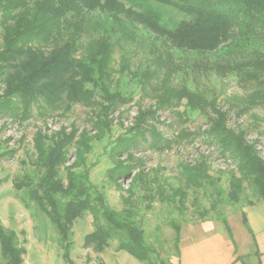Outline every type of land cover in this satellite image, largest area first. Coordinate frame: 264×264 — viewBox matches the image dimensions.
Returning a JSON list of instances; mask_svg holds the SVG:
<instances>
[{
	"label": "trees",
	"instance_id": "1",
	"mask_svg": "<svg viewBox=\"0 0 264 264\" xmlns=\"http://www.w3.org/2000/svg\"><path fill=\"white\" fill-rule=\"evenodd\" d=\"M165 7L190 19L171 24L163 11ZM97 12L101 15L97 26L102 34L90 42L84 56L77 60L82 31L87 19ZM65 31L73 32L68 42L42 51V47L64 36ZM30 32L33 34L29 44L25 36ZM139 33L201 58L226 57L217 70L224 74L236 72L242 82L251 84L247 106L264 109V0H0V82L6 85L0 89V120L23 123L34 117L46 119L62 106H68V111L70 105L77 103L95 107L91 130L80 131L73 123L70 132L62 127L52 134L36 133L32 163L42 172L41 176L34 182L30 175H24L14 184L17 191H22L24 205H37L55 226L69 264H73V223L85 213L92 216L95 227L84 239L86 248L103 252L110 242L118 240V251L141 262L149 261L153 251L133 214L118 213L109 205L105 193L91 179V167H87L93 141H100L111 132L112 115L131 102L113 83L111 64L121 41L116 35L135 39ZM165 67L169 69L167 78L170 77L174 70L160 63L156 70L143 73V85L159 77ZM158 99V109L177 108L186 99V110L206 112L207 128L193 138L202 136L222 158L237 163L241 177L234 173L230 176L232 199H238L242 183L248 179L254 184L259 201L264 202V159L257 149L258 142L250 139L249 130L231 128L229 113L199 91L171 88ZM248 110H241L240 114ZM177 114L179 119L184 116ZM134 120L133 126L111 147L115 166L108 174L113 182L135 169L120 162V157H131L146 145L152 151L172 145L153 124H148L156 121L155 111L140 110ZM15 153L14 149L0 153V161L13 158ZM71 157L74 161L70 164ZM208 169L206 161L196 168H186L188 185L203 187L207 181L214 183ZM243 221L247 226L245 214ZM223 222L234 241L228 221ZM173 227L179 249L182 228L177 224ZM0 249L4 264H24V250L16 233L7 230L1 220Z\"/></svg>",
	"mask_w": 264,
	"mask_h": 264
},
{
	"label": "rangeland",
	"instance_id": "2",
	"mask_svg": "<svg viewBox=\"0 0 264 264\" xmlns=\"http://www.w3.org/2000/svg\"><path fill=\"white\" fill-rule=\"evenodd\" d=\"M163 11L171 24L190 19L170 7L163 8ZM100 17L97 12L87 19L80 38L81 47L75 56L77 60L84 56L90 42L101 36L102 29L97 26ZM32 34L25 36L26 43L30 44ZM63 35L58 41L42 47V51L48 52L68 42L73 32L65 31ZM116 36L121 41L116 46L111 64L113 83L131 102L112 115L111 132L100 141H93L87 167H91V179L105 193L109 205L118 213L133 214L136 225L144 231L146 242L153 251L149 261L141 262L127 252L118 251V240L110 242L103 252L86 248L84 239L95 227L92 216L85 213L73 223L71 261L73 264H179L180 252L175 245L173 224L181 226V236L184 231V243H188L189 236L217 231L224 233L223 221L229 222L231 218L232 230L241 241L247 229L240 214L246 205L259 201L254 184L245 179L238 199H232L230 176L234 173L241 177L237 163L222 158L214 147L203 141L202 136L193 138L206 130V112L186 110V99L173 109H158L157 106L158 98L167 89L186 87L199 91L208 99H215L218 106L229 113L231 128L250 131V139L258 142L257 149L264 159V109L247 106L252 85L242 82L236 72L224 74L217 70V65L225 63L226 57L201 58L163 46L142 33L135 39ZM160 63L168 64L174 73L167 78L169 69L165 67L159 77L143 85V73L156 70ZM5 86L0 82L1 90ZM97 100H100L99 96ZM67 107L62 106L46 119L34 117L23 123L0 120V153L16 150L13 158L0 161V220L7 230L16 233L19 246L24 250V264H69L64 258L55 226L34 203L27 208L20 198L22 191H17L14 186L24 175H30L34 182L41 176L42 172L32 163L36 133L52 134L62 127L70 132L73 123L80 131L84 128L91 130L94 106L77 103L66 111ZM246 108L249 110L240 114ZM140 110L156 112V121L148 124H153L163 137L172 141V145L162 151H152L146 145L134 151L131 157H120V162L135 169L130 175L113 182L108 174L115 166L110 157L111 147L133 126ZM178 112L184 115L182 119H179ZM73 161L74 157H71L70 164ZM202 161L207 162V173L214 183L207 181L203 187L188 185L186 168H196ZM62 179L67 182L63 170ZM0 264H4L1 249Z\"/></svg>",
	"mask_w": 264,
	"mask_h": 264
},
{
	"label": "crops",
	"instance_id": "3",
	"mask_svg": "<svg viewBox=\"0 0 264 264\" xmlns=\"http://www.w3.org/2000/svg\"><path fill=\"white\" fill-rule=\"evenodd\" d=\"M243 214L247 226L244 224ZM240 216L247 229L241 241L234 232L232 241L227 231H217L202 236H189L187 238L190 242L184 243L183 231L179 264H264V202L246 205ZM230 220L228 223L232 229Z\"/></svg>",
	"mask_w": 264,
	"mask_h": 264
}]
</instances>
